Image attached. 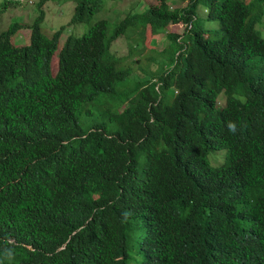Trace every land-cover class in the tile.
Masks as SVG:
<instances>
[{
	"label": "trees",
	"instance_id": "trees-1",
	"mask_svg": "<svg viewBox=\"0 0 264 264\" xmlns=\"http://www.w3.org/2000/svg\"><path fill=\"white\" fill-rule=\"evenodd\" d=\"M162 1L146 10L150 32L184 24L191 58L155 73L152 60L123 111L92 123L82 106L113 98L128 74L109 44L140 13L109 36L104 20L69 35L54 74L60 28L46 36L41 10L29 43L10 38L27 25L0 31V264H264V39L247 31L261 13L241 0ZM100 6L83 0L73 19ZM199 6L218 38L194 26ZM25 216L36 224L20 233Z\"/></svg>",
	"mask_w": 264,
	"mask_h": 264
},
{
	"label": "rangeland",
	"instance_id": "rangeland-1",
	"mask_svg": "<svg viewBox=\"0 0 264 264\" xmlns=\"http://www.w3.org/2000/svg\"><path fill=\"white\" fill-rule=\"evenodd\" d=\"M8 1L11 0H0V31L6 28L7 25L15 22L22 23L23 26L27 25V27L17 29L10 36L11 39L13 38L14 43L20 46L29 43L31 37V28L29 26L39 16L40 10L42 11L40 25L42 32L46 36L51 37L53 32L60 28L57 50L51 55L49 60V69L53 74L57 70L58 60L56 53L69 35H82L97 20H104L106 22V36H109L115 26L128 17L127 12L129 10L132 13L140 12V23L129 25L125 33L111 41L108 47L109 52L114 54L115 58H120L117 67L128 70L124 86H120L115 93L116 95L111 99H109V95H106L100 101L83 105L81 117L87 122L106 119L108 111L122 112L123 108H117V104L127 98H131L140 85V81L145 80L147 76L149 78L150 75L142 76L140 70L142 71L144 67L149 68L152 60L156 64L154 66V73L160 70L168 72L173 69L176 57H179L180 63L175 69V71H179L182 58L185 56L189 57L191 54L189 50L185 53L182 52L185 45L190 47L191 42L188 33L183 36L181 35V23L169 26L166 35L163 33L165 31L161 30L162 34L159 36V40L151 39L156 36V33H154L155 31L150 32V26L148 25L150 21L148 20L146 9L153 5L159 7V5L163 4L162 0H100L101 6L99 9L94 10L88 19L81 21L74 20L73 16L77 5L79 6L83 0H13V3ZM170 1L172 0H168V3ZM188 1L174 0L173 4L177 5V7H182ZM241 1L245 5L251 4L253 6L252 13L255 16L261 13L256 22L255 29L264 38V2L261 4L258 2L259 0ZM205 15H207L205 8L200 6L194 26L208 29L210 30L208 34L212 38H218L221 34L219 22L208 20L205 18ZM173 33L175 36L181 35V38L175 40L171 37ZM19 36L22 37L21 40H17ZM180 49L181 53L179 56H176ZM172 90L171 88L163 93L166 100L172 99ZM86 111H89L90 115H86ZM221 152L224 153L225 150H213L210 153L209 158L211 163H221Z\"/></svg>",
	"mask_w": 264,
	"mask_h": 264
},
{
	"label": "clouds",
	"instance_id": "clouds-1",
	"mask_svg": "<svg viewBox=\"0 0 264 264\" xmlns=\"http://www.w3.org/2000/svg\"><path fill=\"white\" fill-rule=\"evenodd\" d=\"M251 5V4H250ZM183 6H185L184 4H183ZM151 7V6H150ZM150 7H148V8H150ZM200 7V6H199ZM198 7V8H199ZM147 8V9H148ZM205 8V7H204ZM146 9V10H147ZM197 11H198V9H197ZM205 12H207V15H208V9L207 8H205ZM127 13H132V11L131 10H129ZM140 13V12H139ZM207 15H205V17H207ZM251 15H253V16H255L253 13H252V11H251ZM128 17H130V15L128 14ZM98 21V20H97ZM136 23H140V21H137V22H133V23H131V24H129V25H134V24H136ZM119 24V23H118ZM117 24V25H118ZM179 24V23H178ZM128 25V26H129ZM147 25V24H146ZM149 25V24H148ZM172 25H174L173 23H171V24H169V26H172ZM255 25H256V19L254 20V22H252V23H250V27L248 28V32L249 33H251V30L252 29H254V30H256L255 29ZM128 26L126 27V29L128 28ZM169 26L167 27V30L165 31V35L167 34V31H168V28H169ZM126 29L121 33V34H119V36H121L122 34H124L125 33V31H126ZM257 31V30H256ZM162 33H159V36L161 35ZM174 34V33H173ZM184 34H186V26L184 25V24H182V33H181V35L183 36ZM259 34V33H258ZM181 35L180 36H178V40L181 38ZM260 35V34H259ZM263 38V37H262ZM152 40H154V37L153 38H151ZM264 39V38H263ZM187 47V46H186ZM184 49H185V47H184ZM181 50V49H180ZM185 52H187V51H185ZM184 52V53H185ZM191 56H192V54H190L189 55V58H191ZM186 57H188V56H185V57H183L182 58V60L184 61V63H185V58ZM186 64V63H185ZM91 123H92V121H91ZM228 128H229V130L231 131V132H233V133H235L236 131H237V128H236V124L234 123V122H230L229 124H228ZM54 185H56V184H54ZM31 220H33V218H30V217H26L25 216V218H24V222H22V223H19V225H17V230H19V232L20 233H22L23 232V230L24 229H26L30 224H36V223H33ZM32 233H29V234H26V236H27V238L29 239V237H30V235H31ZM0 243L2 244V245H7V244H9V241H8V239L6 238V236L0 231ZM122 246H125V245H122ZM30 247H31V245H30Z\"/></svg>",
	"mask_w": 264,
	"mask_h": 264
}]
</instances>
